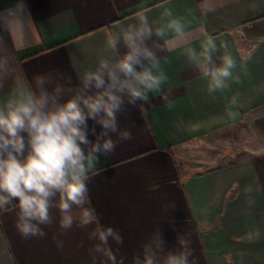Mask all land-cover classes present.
Returning a JSON list of instances; mask_svg holds the SVG:
<instances>
[{"label": "crops", "instance_id": "0c3cea01", "mask_svg": "<svg viewBox=\"0 0 264 264\" xmlns=\"http://www.w3.org/2000/svg\"><path fill=\"white\" fill-rule=\"evenodd\" d=\"M165 9L185 23L188 41L166 32L170 51L159 55L167 101L154 96L146 113L128 106L119 115L132 138L113 136L117 147L91 174L85 208L123 237L109 241L117 264H132L146 243L158 249L161 238L179 251L177 237L191 240L194 264H264V0H0V104L40 75L49 90L74 89L121 27L145 14L155 31L169 19ZM207 36L217 64L227 52L237 65L229 87L215 93L185 55ZM157 41L164 46L155 36L150 46ZM238 126L244 136L232 152L187 164L197 141ZM83 211L74 208L63 230L53 208L47 235L25 239L16 210H0V264H112L95 250L96 224Z\"/></svg>", "mask_w": 264, "mask_h": 264}, {"label": "clouds", "instance_id": "9594fccd", "mask_svg": "<svg viewBox=\"0 0 264 264\" xmlns=\"http://www.w3.org/2000/svg\"><path fill=\"white\" fill-rule=\"evenodd\" d=\"M162 15L169 19L155 31L145 14L136 23L121 27L108 41L109 54L74 89L56 84L49 90L50 80L40 75L34 77L35 87L24 80L0 104V210H16V229L23 238L46 236L44 227L53 222V208L60 214L63 230L73 226L74 208L83 209L87 222L96 224L89 237L98 241L95 250L107 252L112 264H117L109 241L119 245L123 237L111 226L100 224L94 209L85 208L88 181L101 157L115 151L113 136L119 141L132 138L130 131L120 127L119 115L128 106L146 113L145 106H151L154 96L167 101L163 85L168 77L159 55L170 51L166 32L173 34L174 41H188L185 23L173 18L170 9ZM154 36L164 41L163 47L158 41L150 46ZM222 46L227 49L226 43ZM217 51L211 36L199 52L193 47L185 49L189 61L208 81L209 93L227 89L237 67L227 52L217 64ZM231 103H236L235 97ZM164 244L162 238L158 249L144 244L132 264H194L190 239L177 237L179 251L165 249Z\"/></svg>", "mask_w": 264, "mask_h": 264}, {"label": "rangeland", "instance_id": "374dc122", "mask_svg": "<svg viewBox=\"0 0 264 264\" xmlns=\"http://www.w3.org/2000/svg\"><path fill=\"white\" fill-rule=\"evenodd\" d=\"M242 136H244L243 126L236 127L233 132L224 131L223 133L207 136L202 141H197V145L190 150L191 155L186 157L185 160L188 165L193 167L201 160L209 158L210 162L215 159L217 154L232 152L231 149L235 148L237 139H241Z\"/></svg>", "mask_w": 264, "mask_h": 264}]
</instances>
